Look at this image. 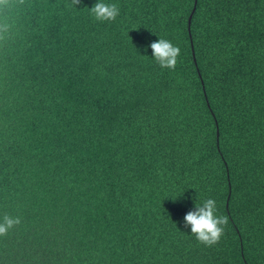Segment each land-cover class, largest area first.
<instances>
[{
    "label": "trees",
    "instance_id": "1",
    "mask_svg": "<svg viewBox=\"0 0 264 264\" xmlns=\"http://www.w3.org/2000/svg\"><path fill=\"white\" fill-rule=\"evenodd\" d=\"M12 2L0 215L24 221L0 264H264V0H196L189 30L194 0H119L105 24L95 0ZM198 196L228 217L211 247L184 225Z\"/></svg>",
    "mask_w": 264,
    "mask_h": 264
},
{
    "label": "clouds",
    "instance_id": "2",
    "mask_svg": "<svg viewBox=\"0 0 264 264\" xmlns=\"http://www.w3.org/2000/svg\"><path fill=\"white\" fill-rule=\"evenodd\" d=\"M79 2L80 0H75L76 7ZM22 7V4L14 3L12 0H0V14L5 21ZM87 12L98 24L113 23L121 16V5L119 0H95L91 7H87ZM9 27V24L5 23L3 31L7 33ZM150 48L152 60L161 69L175 70L181 56V49L177 44L170 39L159 37L150 44ZM23 221L24 217L21 215L10 213L0 215V239L13 234L18 226H22ZM184 225L190 229L189 235L194 236L200 244L211 247L223 237L228 225V217L219 212L215 198L201 200L198 196L194 200V207L184 216Z\"/></svg>",
    "mask_w": 264,
    "mask_h": 264
},
{
    "label": "water",
    "instance_id": "3",
    "mask_svg": "<svg viewBox=\"0 0 264 264\" xmlns=\"http://www.w3.org/2000/svg\"><path fill=\"white\" fill-rule=\"evenodd\" d=\"M195 5H196V0H194L193 8H192L191 13H190V15L188 17V30H189V26H190L191 16H192V14L194 12V9H195Z\"/></svg>",
    "mask_w": 264,
    "mask_h": 264
}]
</instances>
